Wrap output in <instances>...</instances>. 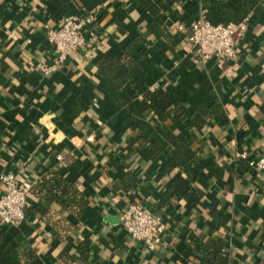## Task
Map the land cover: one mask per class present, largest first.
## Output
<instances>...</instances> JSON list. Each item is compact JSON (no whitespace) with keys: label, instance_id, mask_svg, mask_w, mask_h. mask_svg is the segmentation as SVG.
Masks as SVG:
<instances>
[{"label":"crops","instance_id":"1","mask_svg":"<svg viewBox=\"0 0 264 264\" xmlns=\"http://www.w3.org/2000/svg\"><path fill=\"white\" fill-rule=\"evenodd\" d=\"M80 12L82 0H0V173L52 186L40 207L30 195L20 226L0 222V264H264V172L238 155H264V0L246 17L237 60L222 66L200 60L190 39L197 19L223 21L214 4L97 0L87 50L47 72L45 25ZM134 39L129 79L142 72L165 89L168 118L140 109L141 94L131 109L99 72L106 51L120 57ZM176 139L193 151L185 165L173 161ZM179 176L196 203L163 200ZM135 201L167 225L155 249L121 224Z\"/></svg>","mask_w":264,"mask_h":264},{"label":"built area","instance_id":"2","mask_svg":"<svg viewBox=\"0 0 264 264\" xmlns=\"http://www.w3.org/2000/svg\"><path fill=\"white\" fill-rule=\"evenodd\" d=\"M98 16L95 12H80L63 16L57 27L45 25L54 56L44 70H57L75 51H86L89 43V31L95 26ZM176 28L184 32L186 26L177 22ZM190 39L203 62L215 60L219 66L224 62H233L238 58V42L245 37L249 22H213L206 16L194 21ZM248 159L250 167L256 172H264V155L248 158L249 153L238 154ZM3 185L0 192V222L18 227L27 218V209L31 206V185L20 182L12 171L0 173ZM120 221L127 233L134 239L143 242L149 249H155L164 240L167 225L163 217L153 208L141 201L128 204L120 212Z\"/></svg>","mask_w":264,"mask_h":264},{"label":"trees","instance_id":"3","mask_svg":"<svg viewBox=\"0 0 264 264\" xmlns=\"http://www.w3.org/2000/svg\"><path fill=\"white\" fill-rule=\"evenodd\" d=\"M188 0H180L181 3H185ZM205 3H212L218 9V11L223 16V21L225 22H241L243 21L251 11L255 8L258 0H202ZM84 5V11L90 13L93 11L97 0H82ZM139 42L134 39L132 40L125 49V53L117 57L111 52L106 51L101 59L97 62L99 72L103 75L119 92L125 103L134 109L133 100L141 95H144L147 100L140 104V109L151 108L153 109L161 118L165 119L169 117V110L172 106V101L168 95V92L163 88H157L151 90L149 84L146 80L145 75L142 72L134 71L135 78L129 79V72L133 71L134 67L137 66L136 61L130 55L131 49ZM201 112L205 111L203 106H200ZM171 151L173 153V161L178 165H185L190 161L193 156V151L187 141L174 140L171 145ZM133 177L123 180L122 186L127 188L130 186ZM130 180V181H129ZM172 191L163 198L166 200L173 195L183 194L187 199L193 203H196L200 195L196 192L189 182L179 176L176 178ZM170 189V188H169ZM52 186L48 185L46 182H42L38 187H32L30 190V195H37L39 198L40 207L41 201L51 200ZM170 191V190H169ZM167 194V193H166ZM123 210V209H122ZM121 210V211H122Z\"/></svg>","mask_w":264,"mask_h":264}]
</instances>
